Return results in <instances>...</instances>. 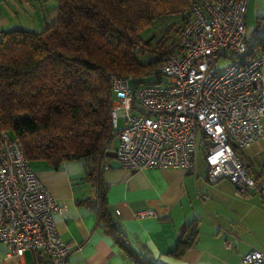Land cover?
Returning a JSON list of instances; mask_svg holds the SVG:
<instances>
[{
  "label": "built area",
  "instance_id": "built-area-1",
  "mask_svg": "<svg viewBox=\"0 0 264 264\" xmlns=\"http://www.w3.org/2000/svg\"><path fill=\"white\" fill-rule=\"evenodd\" d=\"M245 10L246 0H195L183 12L176 49L159 66L158 83L110 75L117 144L112 150L108 146L101 170L116 159L126 168L195 172L200 133L207 139L203 157L209 182L226 178L241 193L258 188L240 151L263 128L264 56L252 53ZM221 57L227 62L216 68ZM64 212L31 168L21 141L0 131V241L8 253L21 257L32 250L47 264H68L73 245L53 219ZM152 214L146 210L136 216ZM238 264H264V252L252 248Z\"/></svg>",
  "mask_w": 264,
  "mask_h": 264
},
{
  "label": "trees",
  "instance_id": "trees-1",
  "mask_svg": "<svg viewBox=\"0 0 264 264\" xmlns=\"http://www.w3.org/2000/svg\"><path fill=\"white\" fill-rule=\"evenodd\" d=\"M194 2L57 0L56 19L42 30L0 29V131L21 141L29 160L53 168L84 161L85 178L97 186L100 225L133 264L155 262L145 248L123 241L125 230L104 198L100 164L115 138L110 75L158 83L159 66L175 51L183 12ZM167 18L158 32H148ZM252 53L264 56L263 38L253 37ZM196 233L193 225L185 228L177 254Z\"/></svg>",
  "mask_w": 264,
  "mask_h": 264
},
{
  "label": "crops",
  "instance_id": "crops-1",
  "mask_svg": "<svg viewBox=\"0 0 264 264\" xmlns=\"http://www.w3.org/2000/svg\"><path fill=\"white\" fill-rule=\"evenodd\" d=\"M13 2L25 15L35 12V0ZM56 7L50 14L51 22L56 19ZM244 22L249 36L264 39V0H246ZM15 27L35 29L22 24L12 28ZM116 144V140L111 143V150ZM240 154L258 184L257 189L243 193L226 178L215 182L206 179L202 151L197 154L195 172L123 166L102 170L104 198L125 230L123 241L148 250L155 264H238L240 256L255 247L250 233L264 209V118L260 135ZM69 163L58 168L41 159L30 163L52 195L65 206V212L54 213L53 219L62 238L73 245L68 264H133L100 225L97 186L85 178L82 166L72 171ZM146 210L153 214L136 216ZM246 220L250 222L248 226L243 224ZM189 225L196 228V236L189 247L177 254L179 239ZM0 264L47 262L32 250L21 257L10 255L6 244L0 241Z\"/></svg>",
  "mask_w": 264,
  "mask_h": 264
},
{
  "label": "rangeland",
  "instance_id": "rangeland-1",
  "mask_svg": "<svg viewBox=\"0 0 264 264\" xmlns=\"http://www.w3.org/2000/svg\"><path fill=\"white\" fill-rule=\"evenodd\" d=\"M15 0H0V28H12L13 26H20L25 25L29 26V28H35V30L42 29L46 24H48L50 21V14L55 9L57 5L56 0H35L34 4H36L34 10L35 12H32L30 15H25L24 13L19 11V8L16 7L14 4ZM170 18H167L154 26H152L151 29L148 30L149 33L151 32H158L159 28H161L162 24H165L169 21ZM178 20V19H177ZM147 29L142 32L144 35ZM227 60L223 57H221L217 61L216 68L223 66ZM154 77L150 79V81H153ZM144 80L143 82H145ZM123 119L122 117H119V126H122ZM116 140V139H115ZM197 140L199 142V147L197 150V154L200 155L201 151L204 150L203 142L206 141V138L201 137V134L198 133ZM32 160H30V163ZM69 167L72 171H74L78 166L83 168L84 170V161L77 160V161H70ZM78 163V164H76ZM245 225H249L250 222L248 220L244 221ZM257 226L252 234L250 235L254 239V244L256 249H259L264 252V209L261 212V216L259 217V220H257ZM249 230V227H248ZM248 230L246 233H248ZM248 235V236H250ZM250 236V237H251Z\"/></svg>",
  "mask_w": 264,
  "mask_h": 264
},
{
  "label": "water",
  "instance_id": "water-1",
  "mask_svg": "<svg viewBox=\"0 0 264 264\" xmlns=\"http://www.w3.org/2000/svg\"><path fill=\"white\" fill-rule=\"evenodd\" d=\"M109 166H110L111 168H114V167H120L121 165H120V162H119L118 160H116V159H111V160L109 161Z\"/></svg>",
  "mask_w": 264,
  "mask_h": 264
}]
</instances>
